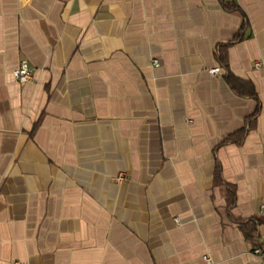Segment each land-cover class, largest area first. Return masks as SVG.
<instances>
[{
  "label": "crops",
  "instance_id": "0c3cea01",
  "mask_svg": "<svg viewBox=\"0 0 264 264\" xmlns=\"http://www.w3.org/2000/svg\"><path fill=\"white\" fill-rule=\"evenodd\" d=\"M262 202L264 0H0V264H256Z\"/></svg>",
  "mask_w": 264,
  "mask_h": 264
},
{
  "label": "built area",
  "instance_id": "2783aa9c",
  "mask_svg": "<svg viewBox=\"0 0 264 264\" xmlns=\"http://www.w3.org/2000/svg\"><path fill=\"white\" fill-rule=\"evenodd\" d=\"M153 65L157 66L158 61L153 60ZM220 72V67L216 66L210 69L211 74H218ZM13 76L16 81L20 83H26L32 81V68L26 59H21L19 61L18 67L13 71ZM120 178H122L120 176ZM258 213L263 218L264 222V202L259 204ZM250 253L255 257L256 264H264V239L257 242L252 248ZM204 259L211 264V261L207 255H204Z\"/></svg>",
  "mask_w": 264,
  "mask_h": 264
},
{
  "label": "trees",
  "instance_id": "16d2710c",
  "mask_svg": "<svg viewBox=\"0 0 264 264\" xmlns=\"http://www.w3.org/2000/svg\"><path fill=\"white\" fill-rule=\"evenodd\" d=\"M226 8H229V6L225 5ZM222 66H224L225 68H227V63H226V60H225V56L223 53H220L219 56H218ZM227 70V69H226ZM226 79L228 80V83L230 84V86L232 88H234L235 90H242L244 87H248L246 88V90H244L245 92L247 93H250V94H254V91L251 89V86L248 82L246 81H243L241 79H238L237 77H235L234 75H232L230 73V71H227L226 74Z\"/></svg>",
  "mask_w": 264,
  "mask_h": 264
}]
</instances>
